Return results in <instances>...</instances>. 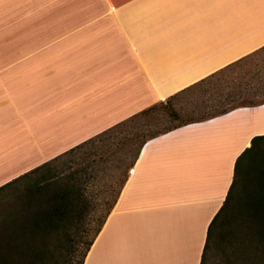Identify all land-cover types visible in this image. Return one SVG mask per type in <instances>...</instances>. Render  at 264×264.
<instances>
[{
  "label": "crops",
  "instance_id": "0c3cea01",
  "mask_svg": "<svg viewBox=\"0 0 264 264\" xmlns=\"http://www.w3.org/2000/svg\"><path fill=\"white\" fill-rule=\"evenodd\" d=\"M0 66V186L264 47V0H32ZM43 12V13H41ZM264 103L142 147L83 264H200Z\"/></svg>",
  "mask_w": 264,
  "mask_h": 264
},
{
  "label": "trees",
  "instance_id": "16d2710c",
  "mask_svg": "<svg viewBox=\"0 0 264 264\" xmlns=\"http://www.w3.org/2000/svg\"><path fill=\"white\" fill-rule=\"evenodd\" d=\"M245 58L1 185L0 264H83L145 143L239 106L213 108L162 129L151 128L152 122L163 115L176 116L174 97ZM112 170L122 174L108 200L102 197L108 186L102 195L98 189L104 187L103 174ZM98 210L103 212L97 214ZM200 264H264V134L252 137L236 159L225 200L208 226Z\"/></svg>",
  "mask_w": 264,
  "mask_h": 264
},
{
  "label": "rangeland",
  "instance_id": "374dc122",
  "mask_svg": "<svg viewBox=\"0 0 264 264\" xmlns=\"http://www.w3.org/2000/svg\"><path fill=\"white\" fill-rule=\"evenodd\" d=\"M43 13V12H41ZM37 17V10L32 7V0H0V66L8 64L6 50L16 49L19 43L6 41L10 34L25 32L30 18ZM264 48L241 60L227 72L207 79L200 85L184 92L173 100L176 116L163 115L150 125L154 129L170 127L182 121L196 119L211 109L219 111L232 106L251 105L264 102ZM229 99V100H227ZM147 129H150L147 127ZM121 171L112 170L103 174L99 194L111 200L119 186ZM100 198V197H99ZM103 210H98L100 214Z\"/></svg>",
  "mask_w": 264,
  "mask_h": 264
},
{
  "label": "snow or ice",
  "instance_id": "6c2138e0",
  "mask_svg": "<svg viewBox=\"0 0 264 264\" xmlns=\"http://www.w3.org/2000/svg\"><path fill=\"white\" fill-rule=\"evenodd\" d=\"M174 99H175V97H174Z\"/></svg>",
  "mask_w": 264,
  "mask_h": 264
}]
</instances>
